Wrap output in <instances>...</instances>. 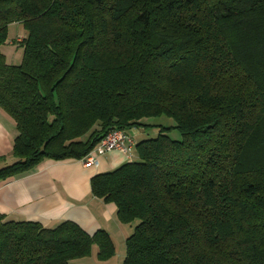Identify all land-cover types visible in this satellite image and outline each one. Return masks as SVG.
I'll use <instances>...</instances> for the list:
<instances>
[{"label": "trees", "instance_id": "1", "mask_svg": "<svg viewBox=\"0 0 264 264\" xmlns=\"http://www.w3.org/2000/svg\"><path fill=\"white\" fill-rule=\"evenodd\" d=\"M13 22L23 60L0 51V109L18 133L0 180L167 116L180 139L161 127L91 177L132 226L121 264H264V0H0V45ZM93 244L113 256L105 230L0 213V264H77Z\"/></svg>", "mask_w": 264, "mask_h": 264}, {"label": "crops", "instance_id": "2", "mask_svg": "<svg viewBox=\"0 0 264 264\" xmlns=\"http://www.w3.org/2000/svg\"><path fill=\"white\" fill-rule=\"evenodd\" d=\"M17 133L13 120L0 109V167L14 161L11 151ZM126 161L127 157L116 150L100 155L97 165L86 164L84 158L47 159L29 171L0 180V213L7 219L36 221L44 226L68 220L90 235L102 229L112 242L114 238L126 239L128 233L115 205L91 192L93 175Z\"/></svg>", "mask_w": 264, "mask_h": 264}, {"label": "rangeland", "instance_id": "3", "mask_svg": "<svg viewBox=\"0 0 264 264\" xmlns=\"http://www.w3.org/2000/svg\"><path fill=\"white\" fill-rule=\"evenodd\" d=\"M25 35L26 30L22 25L14 22L8 25L6 40L0 45V51L5 55L7 62L15 65L22 63L24 48L17 43L20 42ZM142 122L146 125H139L134 129L129 130V133L132 135L135 142L146 138L156 137L161 127L169 128L167 132L172 139L178 140L181 138L179 129L175 127V121L170 117H145ZM134 158H137L135 153L133 155V159ZM123 227L127 233L132 231V226L130 225L123 224ZM114 239V253L112 257L100 260L97 257V246L94 244L90 255L74 259L72 262L77 264H121L125 256L126 239L124 237Z\"/></svg>", "mask_w": 264, "mask_h": 264}, {"label": "built area", "instance_id": "4", "mask_svg": "<svg viewBox=\"0 0 264 264\" xmlns=\"http://www.w3.org/2000/svg\"><path fill=\"white\" fill-rule=\"evenodd\" d=\"M111 150L121 152L128 160H132L135 153V140L123 128H113L84 157L85 163L88 165H97L98 157Z\"/></svg>", "mask_w": 264, "mask_h": 264}]
</instances>
